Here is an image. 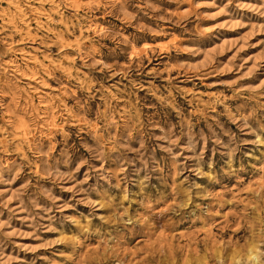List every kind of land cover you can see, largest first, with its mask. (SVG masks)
<instances>
[{
    "label": "rangeland",
    "instance_id": "374dc122",
    "mask_svg": "<svg viewBox=\"0 0 264 264\" xmlns=\"http://www.w3.org/2000/svg\"><path fill=\"white\" fill-rule=\"evenodd\" d=\"M0 264H264V0H0Z\"/></svg>",
    "mask_w": 264,
    "mask_h": 264
},
{
    "label": "bare ground",
    "instance_id": "6f19581e",
    "mask_svg": "<svg viewBox=\"0 0 264 264\" xmlns=\"http://www.w3.org/2000/svg\"><path fill=\"white\" fill-rule=\"evenodd\" d=\"M252 260H254L255 258L254 257H250ZM250 260V259H249Z\"/></svg>",
    "mask_w": 264,
    "mask_h": 264
}]
</instances>
